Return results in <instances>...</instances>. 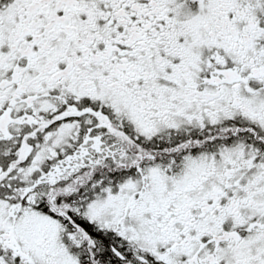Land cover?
<instances>
[{"label": "snow or ice", "instance_id": "snow-or-ice-1", "mask_svg": "<svg viewBox=\"0 0 264 264\" xmlns=\"http://www.w3.org/2000/svg\"><path fill=\"white\" fill-rule=\"evenodd\" d=\"M0 264H264V0H0Z\"/></svg>", "mask_w": 264, "mask_h": 264}]
</instances>
